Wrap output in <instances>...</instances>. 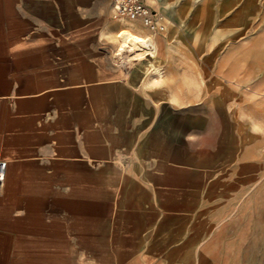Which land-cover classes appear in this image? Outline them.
<instances>
[{"label":"rangeland","instance_id":"obj_1","mask_svg":"<svg viewBox=\"0 0 264 264\" xmlns=\"http://www.w3.org/2000/svg\"><path fill=\"white\" fill-rule=\"evenodd\" d=\"M147 1L174 13L164 32L110 10L101 33L98 102L149 121L158 148L126 180L118 260L264 264V0Z\"/></svg>","mask_w":264,"mask_h":264},{"label":"crops","instance_id":"obj_2","mask_svg":"<svg viewBox=\"0 0 264 264\" xmlns=\"http://www.w3.org/2000/svg\"><path fill=\"white\" fill-rule=\"evenodd\" d=\"M106 1L0 0V264H121L126 180L158 148L98 102Z\"/></svg>","mask_w":264,"mask_h":264},{"label":"built area","instance_id":"obj_3","mask_svg":"<svg viewBox=\"0 0 264 264\" xmlns=\"http://www.w3.org/2000/svg\"><path fill=\"white\" fill-rule=\"evenodd\" d=\"M113 18L118 20L141 21L152 32H164L167 27L164 15L150 7L145 0H112ZM8 165L0 160V187L7 176Z\"/></svg>","mask_w":264,"mask_h":264},{"label":"bare ground","instance_id":"obj_4","mask_svg":"<svg viewBox=\"0 0 264 264\" xmlns=\"http://www.w3.org/2000/svg\"><path fill=\"white\" fill-rule=\"evenodd\" d=\"M124 42L126 43V45H128L131 48L144 49L150 47V41L148 38H145L144 36L141 37L133 33L126 35ZM128 51L130 50L128 49Z\"/></svg>","mask_w":264,"mask_h":264}]
</instances>
